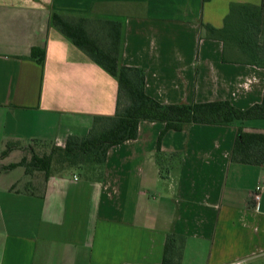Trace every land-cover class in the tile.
Here are the masks:
<instances>
[{
	"label": "crops",
	"instance_id": "obj_1",
	"mask_svg": "<svg viewBox=\"0 0 264 264\" xmlns=\"http://www.w3.org/2000/svg\"><path fill=\"white\" fill-rule=\"evenodd\" d=\"M261 3L0 0L1 264H162L170 233L184 236L180 264H264V163L232 160L237 123H191L161 137L166 123L143 119L96 176L19 164L34 143L64 145L116 111L117 78L52 24L53 12L120 22V62L145 71L159 102L246 109L263 99L264 67L224 61L206 25L223 28L234 4ZM33 47L45 48L43 65ZM244 129L264 132V119Z\"/></svg>",
	"mask_w": 264,
	"mask_h": 264
},
{
	"label": "trees",
	"instance_id": "obj_2",
	"mask_svg": "<svg viewBox=\"0 0 264 264\" xmlns=\"http://www.w3.org/2000/svg\"><path fill=\"white\" fill-rule=\"evenodd\" d=\"M235 20L244 24L247 29L242 35L233 33L232 37L237 45L245 52L249 45L254 44L258 51L257 35L260 30L262 32L260 34H264V0L259 6L232 5L223 28L206 25L211 36L223 41L224 61H238L264 67V57H260L257 51L254 52L251 60H240L230 56L227 50V29ZM51 22L95 62L117 78V106L113 115H96L93 126L86 135H69L64 145L54 144L51 150L43 155L33 153L29 161L24 158L19 164L25 165L27 172L40 170L49 176L66 170H80L81 165H103L106 162L108 150L112 146L137 136L139 123L143 119L164 121L166 128L161 137L167 130H182L191 123L212 125L237 123L238 131L232 160L245 164L264 163V132H251L244 129L247 122L264 119V95L260 102L246 109L233 105L229 100L161 103L146 92L143 69L121 64L119 55L122 26L120 22H108L111 37V43L108 45L102 44L90 31L87 17L67 16L55 11L52 13ZM256 29L259 31L256 32ZM251 30L255 33L246 35L251 33ZM31 56L43 65L46 50L43 47H33ZM17 146L16 142L7 144L2 155H7ZM183 247L184 236L170 233L167 237L162 264H180Z\"/></svg>",
	"mask_w": 264,
	"mask_h": 264
},
{
	"label": "rangeland",
	"instance_id": "obj_3",
	"mask_svg": "<svg viewBox=\"0 0 264 264\" xmlns=\"http://www.w3.org/2000/svg\"><path fill=\"white\" fill-rule=\"evenodd\" d=\"M263 1V0H262ZM89 19V29L93 32L96 37L101 41L102 44L108 45L111 43V37L109 34V26L110 24L108 22H111L109 20L105 19H98L94 17H90ZM254 25V24H253ZM246 27L244 24L240 23L239 21H234L230 24L229 28L227 29V36H228V42H227V50L230 53V56L240 59V60H251L253 59L254 52L257 51V48L254 44H251L248 46L247 51H243L236 43L235 39L232 37L233 33L236 32L237 34H243L244 31H246ZM259 30L256 29V32ZM252 33H255L254 30H251V33H246V35H251ZM262 33L261 30L259 31V34ZM257 35L258 42H259V48L258 51L260 54V57H264V34ZM256 36V37H257ZM249 38V37H248ZM251 38V37H250ZM253 39V38H252ZM256 40V38H254ZM52 148V145L50 144H44L41 142L34 143L33 149L30 151L31 156L33 153H37L39 155H43L47 152H49ZM102 165H81V169L85 171L87 174H92L96 176L97 174H100V169Z\"/></svg>",
	"mask_w": 264,
	"mask_h": 264
},
{
	"label": "built area",
	"instance_id": "obj_4",
	"mask_svg": "<svg viewBox=\"0 0 264 264\" xmlns=\"http://www.w3.org/2000/svg\"><path fill=\"white\" fill-rule=\"evenodd\" d=\"M261 189L262 187L258 185L256 187V190L253 195V200L257 203L261 198ZM2 263V256L0 254V264ZM227 264H249V262L246 259H236L231 262H228Z\"/></svg>",
	"mask_w": 264,
	"mask_h": 264
}]
</instances>
